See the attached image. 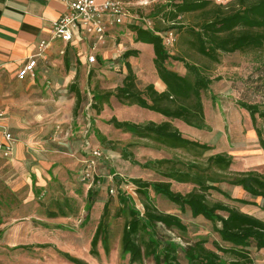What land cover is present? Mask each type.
Instances as JSON below:
<instances>
[{
  "label": "rangeland",
  "instance_id": "374dc122",
  "mask_svg": "<svg viewBox=\"0 0 264 264\" xmlns=\"http://www.w3.org/2000/svg\"><path fill=\"white\" fill-rule=\"evenodd\" d=\"M135 19L116 28L110 40L97 51L98 60L92 66L81 68L77 55H73L70 70L61 67L51 71L60 84L46 85L49 95L38 103L43 119L51 128L42 133L41 144L46 147L30 149L32 156L53 153L52 160H30L14 165L0 159V264H74L64 254L77 258L84 264H156L153 259L131 263L129 254L121 249V237L129 211L144 212L143 202L132 183L140 180L153 185L171 182L172 190L187 195L194 190L192 184H180L164 178L158 171L145 168L155 160H193L178 150H169L151 141L139 139L117 129L111 120L139 125L148 122L170 121L185 138L212 146L204 159L215 154H227L233 158L232 173L257 171L264 174V150L249 112L240 103L257 104L264 112V47L235 53H218L219 61L201 56L193 47L195 38L189 28H196L213 17L218 5L228 6L232 0H213L205 13H193L171 24L164 17L167 4L154 0H125ZM146 2H149L145 5ZM149 23L152 29L161 28V34L173 31L175 42L168 47L173 56H181L186 62L197 65L213 80L209 90L202 92L206 124L209 130H199L180 120H169L138 106H127L113 96L122 86L127 67L122 59L128 50L139 55L129 62L143 84H154L159 92L166 87L160 81L155 65L154 51L149 44L135 43V26ZM168 67L182 75L187 74L184 63L170 60ZM78 85L82 103L74 114L76 97L70 85ZM99 96L106 99L100 102ZM95 103H97L95 105ZM95 106V107H94ZM97 109V110H96ZM100 109L101 111H98ZM258 117L257 126L262 127ZM98 151L101 156L94 158ZM41 152V153H40ZM28 153V152H27ZM129 156V160L125 155ZM94 161L89 180H83L86 162ZM39 173H37V171ZM37 174V175H36ZM40 174L53 178L48 183L40 181ZM38 182L41 185H37ZM220 189L231 199L216 192L208 193L211 202H222L241 212L264 217V199L247 195L243 189L226 183ZM150 202L163 213L173 214L183 221L188 232L158 225L156 233H150L162 249L170 246L178 251L182 263H186L181 249L199 240H217L211 222L194 217L189 209L182 211L165 196L149 188ZM123 199L125 202H123ZM246 200L250 203H243ZM110 252L98 245V256H92L91 241L105 213ZM257 264H264V254L252 248ZM164 264V263H163Z\"/></svg>",
  "mask_w": 264,
  "mask_h": 264
},
{
  "label": "trees",
  "instance_id": "16d2710c",
  "mask_svg": "<svg viewBox=\"0 0 264 264\" xmlns=\"http://www.w3.org/2000/svg\"><path fill=\"white\" fill-rule=\"evenodd\" d=\"M213 0H172L163 8L164 17L171 24L188 14L205 13ZM228 6L218 5L213 17L208 18L200 26L189 28V33L195 38L194 49L203 57L211 61H219L218 53L245 52L262 49L264 47V0H232ZM161 28L147 30L142 26H135V43H145L153 47L154 65L157 75L166 89L159 92L154 84H143L138 79L129 59L137 57L139 51L128 50L122 59L127 67V75L122 86L112 94L119 102L127 106H138L161 114L169 120H180L190 127L199 130H209L205 120L202 92L209 90L213 80L206 76L195 64H190L181 56H173L165 47L162 38L157 34ZM182 62L187 70L182 75L170 69V60ZM70 91L76 97V109L82 103V95L78 85L72 84ZM100 102L106 97L99 96ZM97 103H95L96 105ZM246 109L256 126L260 139V146L264 150V112L257 104L240 103ZM95 107V106H94ZM97 110V109H96ZM98 111H101L98 109ZM75 112V113H76ZM258 117L262 120V127L257 126ZM117 129L133 136L151 141L169 150H178L189 155L193 160H155L145 165L158 171L164 178L180 184H192L194 190L187 195L174 192L171 182H159L153 185L134 180L144 208L140 211L130 210L121 237V249L129 254L131 263L153 259L156 264H184L180 260L179 250L170 246L162 249L150 233H156L158 225L169 230H176L182 234L188 232L187 226L180 217L160 212L149 200V188L165 196L170 202L180 207L182 211L190 210L194 217H203L213 225V230L220 238L217 240H199L185 249H181L185 264H253L251 249L264 251V221L241 212L222 202H211L208 193L216 192L231 199L219 187L226 183L239 187L256 198L264 199V174L257 171L232 173L233 158L227 154H215L203 158L212 146L196 140L185 138L182 132L170 121L161 123L148 122L139 125L131 122H120L116 118L111 121ZM125 158L129 160L126 154ZM123 202L125 200L123 199ZM243 203H250L242 200ZM109 215L107 206L105 213L96 229L91 241L90 253L98 256V245L102 241L104 250L110 252L108 227L106 218ZM64 256L74 264H84L69 254Z\"/></svg>",
  "mask_w": 264,
  "mask_h": 264
},
{
  "label": "crops",
  "instance_id": "0c3cea01",
  "mask_svg": "<svg viewBox=\"0 0 264 264\" xmlns=\"http://www.w3.org/2000/svg\"><path fill=\"white\" fill-rule=\"evenodd\" d=\"M67 10L65 0H0V109L5 114L2 124L15 139L13 157L5 160L0 156V159L14 165H21L24 160L34 163L53 158L50 151L47 155L39 154L38 160L30 153V149L38 150V145L43 142L42 133L51 128L43 124L45 116L38 105L40 100L47 98L44 95H49L44 90L45 86L62 81L52 78L51 71L61 67L70 70L73 55H77L81 68L94 65L88 63V45L82 40L76 38L66 44L52 39L53 21ZM43 41L48 43V48L43 55L37 56ZM33 57L37 60L35 76L20 80L19 70ZM76 105L75 101L74 114H77ZM46 146L43 144L40 148ZM37 178L45 183L53 179L42 174ZM37 185L41 184L38 182ZM257 218L264 221V217ZM260 253L264 254V251ZM253 264H257L255 256Z\"/></svg>",
  "mask_w": 264,
  "mask_h": 264
},
{
  "label": "built area",
  "instance_id": "2783aa9c",
  "mask_svg": "<svg viewBox=\"0 0 264 264\" xmlns=\"http://www.w3.org/2000/svg\"><path fill=\"white\" fill-rule=\"evenodd\" d=\"M68 10L52 23V39L70 44L76 38L88 45L87 60L89 64H95L98 60L97 51L100 45L103 46L111 38V33L117 27L127 25L135 19L129 12L125 0H65ZM157 2L169 3L172 0H154ZM149 2H146L147 5ZM143 28L153 30L149 23H144ZM157 33L163 40L166 48L173 46L175 34L173 31L165 34ZM48 48V43L43 41L40 44V53L43 55ZM36 56V57H37ZM36 57L31 58L18 73V78L24 80L27 77H34L37 67ZM5 118L4 111L0 109V156L10 160L14 155L15 139L12 133L3 126ZM94 158L101 156L95 151ZM94 169V161L86 162L83 172V180L91 178Z\"/></svg>",
  "mask_w": 264,
  "mask_h": 264
}]
</instances>
